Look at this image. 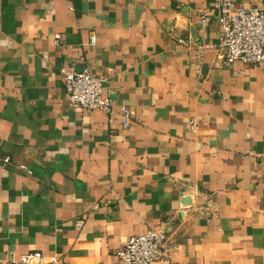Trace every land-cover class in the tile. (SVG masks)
I'll return each instance as SVG.
<instances>
[{
	"label": "crops",
	"instance_id": "0c3cea01",
	"mask_svg": "<svg viewBox=\"0 0 264 264\" xmlns=\"http://www.w3.org/2000/svg\"><path fill=\"white\" fill-rule=\"evenodd\" d=\"M215 3L0 0V264H126L160 227L179 264H264V63L219 57ZM86 68L114 115L70 106Z\"/></svg>",
	"mask_w": 264,
	"mask_h": 264
},
{
	"label": "built area",
	"instance_id": "2783aa9c",
	"mask_svg": "<svg viewBox=\"0 0 264 264\" xmlns=\"http://www.w3.org/2000/svg\"><path fill=\"white\" fill-rule=\"evenodd\" d=\"M221 25V39L217 47L219 57L227 64L235 62L264 63V10L258 7L236 5L234 0H216ZM204 21L209 15H202ZM62 36H55L58 45ZM65 87L69 104L73 108L85 111H102L115 114L114 90L105 94L107 77L96 75L89 68L77 72L65 71ZM122 121L127 127L131 124L132 111L123 107ZM198 123L192 121L196 131ZM10 156L0 155V166L11 163ZM173 248L169 244V232L166 227L150 229L145 233L131 236L121 247L116 249L115 256L126 264H179L174 259ZM24 264H58V257L46 261L42 252L29 253L23 257Z\"/></svg>",
	"mask_w": 264,
	"mask_h": 264
}]
</instances>
